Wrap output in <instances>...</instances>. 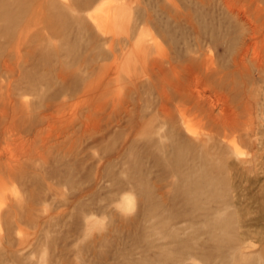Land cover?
Wrapping results in <instances>:
<instances>
[{
  "label": "rangeland",
  "instance_id": "374dc122",
  "mask_svg": "<svg viewBox=\"0 0 264 264\" xmlns=\"http://www.w3.org/2000/svg\"><path fill=\"white\" fill-rule=\"evenodd\" d=\"M227 1L0 0V93L21 130L0 153L24 165L0 264H264V0ZM191 57L211 72L190 80L207 106L170 93L167 119L158 75ZM184 143L198 149L179 163Z\"/></svg>",
  "mask_w": 264,
  "mask_h": 264
},
{
  "label": "bare ground",
  "instance_id": "6f19581e",
  "mask_svg": "<svg viewBox=\"0 0 264 264\" xmlns=\"http://www.w3.org/2000/svg\"><path fill=\"white\" fill-rule=\"evenodd\" d=\"M30 1V0H29ZM223 1H225V0H223ZM232 0H230V1H227L228 2V4H229V2H231ZM225 3V2H224ZM228 4L226 5L225 4V6H227L228 8H229V6H228ZM230 5V4H229ZM23 7H25V2L24 1H20V3H19V8H21L22 10H23ZM226 7V8H227ZM22 10H20L19 9V16H18V18L16 19V20H14L12 23H11V25L9 26V28H7L9 31H8V34H10L9 32H13L14 30L16 31V30H19L20 28H21V26L23 25L22 24V22H23V19H24V17H23V12H22ZM230 10V9H229ZM117 11V10H116ZM117 14V13H116ZM116 14H112V15H108L107 16V18H106V21H107V23H111L112 22V20L114 21L115 19H117V17L115 18V15ZM243 22H245L248 26H249V32L250 33H255L256 31V29L257 28H255V27H253V25H252V23H249V22H247L246 20H243ZM61 23V22H60ZM106 23V24H107ZM244 23V24H245ZM28 24V23H27ZM52 25H54V23H51ZM29 25V24H28ZM114 25V24H113ZM247 26V27H248ZM23 28H25V27H23ZM22 28V29H23ZM7 29H3V31H5L6 32V30ZM22 29H21V31H22ZM26 29V28H25ZM24 30V29H23ZM2 31V32H3ZM25 31V30H24ZM248 31V30H247ZM4 32V33H5ZM4 35V34H3ZM200 51V47H198L197 48V50H196V53L197 52H199ZM0 53H2V52H0ZM252 53V52H251ZM18 54V53H17ZM241 54V53H240ZM1 55V54H0ZM3 55V54H2ZM1 55V56H2ZM11 54L9 53V55H7V56H10ZM19 55H20V53H19ZM243 55V54H242ZM6 56V55H5ZM19 57V56H18ZM21 57V56H20ZM2 58V57H1ZM10 58H12L13 59V57H12V55H11V57ZM9 58V59H10ZM17 58V57H16ZM12 59H11V61H12ZM19 59V58H18ZM21 59V58H20ZM241 59V58H240ZM239 59V60H240ZM3 60V59H2ZM5 60H8V59H6V57H5ZM4 60V61H5ZM8 62V63H7ZM5 61L3 64L5 65V63H7L5 66L7 67V65L9 64V65H12V63L10 62V60H8V61ZM10 62V63H9ZM187 62V61H186ZM258 62V61H257ZM2 63V62H1ZM13 63H14V61H13ZM157 63V62H156ZM242 63V62H241ZM152 64V63H151ZM8 65V66H9ZM14 65V64H13ZM12 65V66H13ZM158 65L159 66H161V64H159L158 63ZM158 65H156L155 64V62L152 64V66H151V68H150V70L152 71V70H154V72L158 69V70H161L160 69V67L158 66ZM3 66V65H2ZM11 66V67H12ZM243 66V65H242ZM1 67V66H0ZM10 67V66H9ZM172 68H171V70H173L174 69V67L173 66H171ZM237 67V66H236ZM244 67V66H243ZM5 68V67H4ZM162 68V70L164 71V69H163V67H161ZM176 68V67H175ZM178 68H180V71L179 72H177L175 69L172 71L173 73H174V75H175V82H173L172 80H171V82H169L168 80L169 79H167V75H165V73H163L162 71H160V74L158 75V76H161V78H160V81H161V86H160V88H159V90H158V95H159V99H160V107H159V112L163 115V117H165V118H167V119H170L172 116V114H171V111L169 110V108H168V105H169V103H171V101H174V98L176 97L177 98V101H178V103L179 102H185V101H188V103H190L191 104V106H192V108H195V111L196 112H200V114H201V111H197V110H199L201 107H202V105L204 106V104L206 103L205 101H201L202 100V98L203 97H206V95L204 94V96L203 97H199L198 96V94L196 95V93L194 92H192L191 90H190V84H191V81L190 80H193V81H195V83H197V81H200V82H204V83H207V82H210L211 81V78H210V76H211V72L210 71H208L205 67H203L202 66V64H200V62L196 59V58H193V57H191L189 60H188V62L186 63V64H184L183 66L182 65H180V67L178 66ZM256 68V67H255ZM1 69H2V67H1ZM10 69V68H9ZM12 69V68H11ZM10 69V70H11ZM16 69V68H15ZM202 69H204L205 71H203ZM257 71H258V73H262V71L264 70V64H262L261 62H258V64H257ZM4 71V70H3ZM12 71V70H11ZM10 72V71H9ZM9 72L7 71V73L9 74ZM13 72V71H12ZM12 72H10V74L12 73ZM157 72H159V71H157ZM165 72V71H164ZM183 73V75H186V77H187V80H188V82H187V84H185V81H187V80H185L184 81V83H182L181 82V78L179 77V74L180 73ZM200 72V73H199ZM4 73V72H3ZM260 73V74H261ZM9 74V75H10ZM167 74V73H166ZM6 75V74H5ZM7 76V75H6ZM36 81V80H35ZM159 81V80H158ZM160 81H159V83H160ZM34 82V81H33ZM32 83V82H31ZM225 83V82H224ZM33 84V83H32ZM30 86V85H29ZM32 86V85H31ZM9 87V86H8ZM36 87V86H35ZM35 87H33L32 86V90H35ZM38 88V87H37ZM201 89V88H200ZM18 91V90H17ZM23 91V90H22ZM21 91V92H22ZM170 93H172L173 94V96H174V98L172 99V96L170 95ZM203 93V92H202ZM1 94V93H0ZM8 96L7 97H9V94H7ZM1 96H2V94H1ZM1 96H0V137H2V138H4L5 136H6V133H8V132H10L11 134H13V135H16V134H19V132L21 131H19L18 129H19V127L17 126V123H18V121H16V119H17V114H16V112L18 111H15V102L13 103L12 101H11V103H10V101L8 100V99H4V97L3 98H1ZM12 96V95H11ZM198 99H199V101H198ZM205 100H206V98H205ZM14 101V100H13ZM176 101V100H175ZM201 101V103H203L202 105H201V103H199ZM205 102V103H204ZM40 104V103H39ZM41 105V104H40ZM206 105V104H205ZM51 106V105H50ZM207 106V105H206ZM16 107H17V105H16ZM35 107V106H34ZM49 107V106H48ZM205 107V106H204ZM23 108V107H22ZM190 109V108H189ZM197 109V110H196ZM209 109H210V107H209ZM26 110H27V108H26ZM34 110V109H33ZM204 110V109H203ZM97 111V110H96ZM206 111V110H205ZM204 111V112H205ZM25 112V111H24ZM225 112V111H224ZM203 113V112H202ZM207 113V119H209V118H211V117H213L214 118V116H212V114H213V111H208V112H206ZM230 113V112H229ZM205 114V113H204ZM17 115V116H16ZM20 115V114H19ZM26 115V114H25ZM22 116V115H21ZM44 116H46V115H44ZM48 116H50V114L49 115H47V117ZM23 117V116H22ZM25 117V116H24ZM43 117V116H42ZM206 117H204L203 119H205V120H207L206 119ZM8 118H10V121L9 122H7L6 120L8 119ZM44 118V117H43ZM21 118H19V120H20ZM23 119V118H22ZM29 119V118H28ZM41 119V118H40ZM87 119V121H86V123L88 122V121H90V117H87L86 118ZM202 119V120H203ZM228 119V118H227ZM173 120V119H172ZM217 120V119H216ZM24 121V120H23ZM210 121V120H209ZM211 121H212V119H211ZM214 121V120H213ZM219 121L220 122H222L223 120H220L219 119ZM17 122V123H16ZM25 122V121H24ZM23 123V122H22ZM22 123H20V126H21V124ZM90 123V122H89ZM19 124V123H18ZM236 123L234 122V124H233V121L231 122V120H226L224 123L222 122L221 123V126H222V128L223 129H225L226 131L227 130H235V127L238 125H235ZM23 128L22 129H24V126H22ZM86 127V126H85ZM21 128V127H20ZM149 129V128H148ZM232 131V132H233ZM23 132H24V130H23ZM231 132V133H232ZM21 133V132H20ZM60 136V135H59ZM64 138V137H63ZM201 140V139H200ZM198 141V140H197ZM197 141L195 142V143H197ZM183 142V141H182ZM200 142H202V141H199V143ZM198 143V144H199ZM200 144H202L203 145V143H200ZM199 144V145H200ZM183 145V149L181 148V147H179V146H177V148H176V146H175V148L174 149H176V152H175V154L173 155V157L174 158H176V160L175 161H177V159H178V161L180 160L181 162H179V163H182V162H186L187 161V158H190V157H196V151H197V149H198V146H190V144L188 145V144H182ZM191 145H193V143L191 144ZM203 146H205V144L203 145ZM148 147V146H147ZM161 147V146H160ZM143 148V147H142ZM161 149V148H160ZM173 149V148H172ZM173 149V151H175ZM162 150V149H161ZM160 151V150H159ZM26 152V151H25ZM163 152V151H162ZM166 152V151H165ZM164 152V153H165ZM37 153V152H36ZM173 153V152H172ZM11 154V153H10ZM40 154V153H39ZM163 154V153H162ZM195 155V156H194ZM204 155V154H203ZM5 156V155H4ZM4 156H3V154L2 153H0V174H1V176H0V216H1V213H2V210H4L5 211V209L7 210V214L10 212V211H12V210H15V209H18L19 211H22V209H23V204L19 201H16V202H14V203H7L6 202V200H7V198H6V195H5V189L7 188V185H9V182H11L12 183V181H14V180H16V179H21V178H23L22 176H23V173H24V168H23V164H20L18 161H15V162H11V159L10 158H4ZM202 156V155H201ZM16 157V156H15ZM162 157V156H161ZM172 157V154L170 153V152H168V154L167 153H165V154H163V157L162 158H168L169 160L168 161H171L170 159H172L173 158ZM197 157H199V156H197ZM162 158H160L159 160H162ZM205 158V157H204ZM15 159V158H14ZM24 159V158H23ZM193 159V158H192ZM195 159V158H194ZM202 159H203V157H202ZM167 160V159H166ZM156 161H158V160H156ZM165 161V160H164ZM203 161V160H202ZM159 162V161H158ZM198 162H199V160H198ZM155 163H157V162H155ZM164 163V162H163ZM168 163H170V162H168ZM171 163H173L172 161H171ZM175 163V162H174ZM202 163V162H201ZM195 164V163H194ZM196 164H197V162H196ZM204 164V163H203ZM22 165V166H21ZM161 165V164H160ZM181 165H184V164H181ZM181 165L179 166L180 168H181ZM208 165V164H207ZM206 166V165H205ZM204 166V167H205ZM161 167V166H160ZM169 167V166H168ZM167 167V168H168ZM171 167V166H170ZM173 167V166H172ZM201 167H202V165H201ZM27 167H25V169H26ZM164 169H166L165 167H164ZM198 169V168H197ZM196 169V170H197ZM202 169V168H201ZM190 170V169H189ZM195 170V171H196ZM199 170V169H198ZM207 170V169H206ZM173 171L174 170H172V173H173ZM176 171V170H175ZM174 171V172H175ZM204 171V170H203ZM177 172V171H176ZM207 172V171H206ZM195 173V172H194ZM26 174V173H25ZM24 174V175H25ZM175 174V173H174ZM201 174H202V171H201ZM205 174V173H204ZM188 175V174H187ZM189 175H190V173H189ZM206 175H208V174H206ZM183 176V175H182ZM193 176H194V174H193ZM197 176V175H196ZM190 177V176H189ZM191 177H192V173H191ZM197 178V177H196ZM198 178H199V176H198ZM184 179H185V176H184ZM203 179V178H202ZM201 179V182L203 181ZM22 180V179H21ZM194 180V179H193ZM200 180V179H199ZM205 180V179H204ZM208 181V180H207ZM207 181H205V183L207 182ZM204 182V181H203ZM198 183H200V182H198ZM199 185H201V184H199ZM204 186V185H203ZM210 186H211V184H210ZM202 188V187H201ZM209 188V187H208ZM207 188V189H208ZM202 189H205V188H202ZM210 190V189H209ZM210 192V191H209ZM211 193V192H210ZM213 193V192H212ZM212 195V194H211ZM32 197V196H31ZM199 197V196H198ZM20 200V199H19ZM195 202V201H194ZM195 204V203H194ZM197 204V203H196ZM199 204V203H198ZM201 204V203H200ZM199 210V209H198ZM9 211V212H8ZM17 212V211H16ZM15 212V213H16ZM6 213V212H5ZM12 213V212H11ZM10 213V215H12ZM13 213H14V211H13ZM6 214V215H7ZM17 214V213H16ZM2 215H4V214H2ZM6 215H4V216H6ZM19 215H20V213L18 214V217H19ZM8 216V215H7ZM15 216V215H14ZM17 216V215H16ZM26 217V216H25ZM4 218V217H3ZM14 218V217H13ZM13 218H11V221L13 220ZM16 219V218H15ZM5 220V219H4ZM10 220V219H9ZM14 221H16V220H14ZM20 221V220H19ZM6 223H7V220H6ZM8 223H12V222H9L8 221ZM14 223V222H13ZM18 222H16V224H17ZM166 223V222H165ZM5 224V223H4Z\"/></svg>",
  "mask_w": 264,
  "mask_h": 264
}]
</instances>
